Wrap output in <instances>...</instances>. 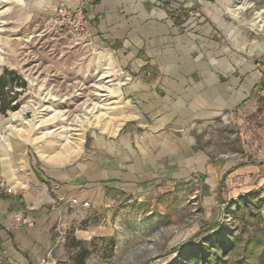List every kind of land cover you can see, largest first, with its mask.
<instances>
[{"label":"crops","instance_id":"obj_1","mask_svg":"<svg viewBox=\"0 0 264 264\" xmlns=\"http://www.w3.org/2000/svg\"><path fill=\"white\" fill-rule=\"evenodd\" d=\"M59 3L83 5L92 38L121 42L118 53L127 50L139 76L125 86L131 106L124 125L73 165L33 155L24 133L10 127L18 117L0 113L4 263L38 264L53 248L54 224H69L84 208L72 203L55 208L52 198L75 197L96 207L111 200L107 192L142 191L161 182L173 186L199 173L212 213L223 201L264 184V41L246 51L221 45L210 27L180 32L169 17L176 6L167 0H0V24L14 29L31 24L33 38L40 13ZM218 13L211 20L226 31ZM0 37L13 36L4 31ZM14 60L0 48V74L4 67L20 74ZM210 129L211 150L201 140ZM17 209L33 215L35 225L10 227Z\"/></svg>","mask_w":264,"mask_h":264},{"label":"rangeland","instance_id":"obj_2","mask_svg":"<svg viewBox=\"0 0 264 264\" xmlns=\"http://www.w3.org/2000/svg\"><path fill=\"white\" fill-rule=\"evenodd\" d=\"M167 1L176 6L169 17L180 32L210 27L221 45L246 51L264 41V0ZM49 11L33 24V38L31 24H0L1 34L13 36L0 37V48L15 55L26 82L7 90V99L18 92L19 106L5 116L18 117L10 127L24 133L33 155L73 165L124 125L131 106L125 86L139 72L130 68L126 49L118 53L121 42L103 44L91 31L74 39L64 29L48 30ZM214 11L226 31L211 20ZM181 17L188 23H178ZM205 132L202 144L211 150V129ZM202 185L195 173L173 186L107 192L110 201L77 209L69 224H54L51 264H78L82 254V264H264V184L212 213Z\"/></svg>","mask_w":264,"mask_h":264},{"label":"built area","instance_id":"obj_3","mask_svg":"<svg viewBox=\"0 0 264 264\" xmlns=\"http://www.w3.org/2000/svg\"><path fill=\"white\" fill-rule=\"evenodd\" d=\"M45 25L48 30L64 29L74 39H87L90 35L89 17L81 4L72 8L67 7L63 3L55 5L48 13ZM0 138H3V134H0ZM67 203L80 204L82 207L89 205L88 201L79 202L75 197L51 199V206L55 208H62ZM34 225L35 217L33 215L26 213L22 209H17L13 212V220L10 227H33ZM6 253V248H0V264H6L3 262V257H5ZM51 253L52 250L47 251L44 256L39 258L38 264H51Z\"/></svg>","mask_w":264,"mask_h":264},{"label":"trees","instance_id":"obj_4","mask_svg":"<svg viewBox=\"0 0 264 264\" xmlns=\"http://www.w3.org/2000/svg\"><path fill=\"white\" fill-rule=\"evenodd\" d=\"M17 80H19V83H17ZM14 81L15 84L19 86H25L26 84L24 79L17 71L4 67L2 73L0 74V113L2 114H5L8 109L14 110L19 106V102L15 95L18 94V92H13L14 95L10 96L9 99L6 98L7 90L12 91L10 88L14 86V84H12ZM203 231L204 230L200 231V234ZM83 257V254L80 255V261L78 264H82Z\"/></svg>","mask_w":264,"mask_h":264}]
</instances>
